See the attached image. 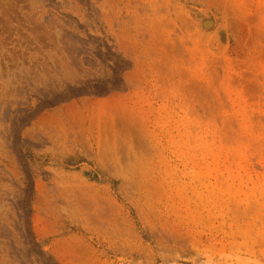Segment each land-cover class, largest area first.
<instances>
[{
    "label": "rangeland",
    "instance_id": "374dc122",
    "mask_svg": "<svg viewBox=\"0 0 264 264\" xmlns=\"http://www.w3.org/2000/svg\"><path fill=\"white\" fill-rule=\"evenodd\" d=\"M0 264H264V0H0Z\"/></svg>",
    "mask_w": 264,
    "mask_h": 264
}]
</instances>
